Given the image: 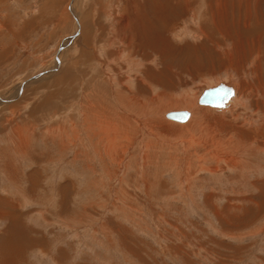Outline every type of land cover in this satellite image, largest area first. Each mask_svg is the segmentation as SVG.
Returning <instances> with one entry per match:
<instances>
[{"label":"rangeland","instance_id":"374dc122","mask_svg":"<svg viewBox=\"0 0 264 264\" xmlns=\"http://www.w3.org/2000/svg\"><path fill=\"white\" fill-rule=\"evenodd\" d=\"M263 112L264 0H0V264H264Z\"/></svg>","mask_w":264,"mask_h":264},{"label":"bare ground","instance_id":"6f19581e","mask_svg":"<svg viewBox=\"0 0 264 264\" xmlns=\"http://www.w3.org/2000/svg\"><path fill=\"white\" fill-rule=\"evenodd\" d=\"M131 13V12H130ZM81 26V25H80ZM258 27V26H257ZM82 30V29H81ZM260 32V31H259ZM81 44V43H80ZM233 46V45H232ZM237 46V45H236ZM236 48V47H235ZM233 49H234V46H233ZM237 51L239 50V49H236ZM229 52V51H228ZM251 54V53H250ZM128 63V62H127ZM130 64V63H129ZM230 64H232V62H230ZM130 66V65H129ZM236 66V65H235ZM233 67V66H232ZM55 68H56V66H55ZM135 69V68H134ZM134 69H132V70H134ZM236 69V68H235ZM50 71L52 72L53 71V69H50ZM237 71V70H236ZM131 73H133V72H131ZM252 73H254V72H252ZM51 74V73H50ZM250 76V75H249ZM233 80V79H232ZM242 80V79H241ZM235 81V80H234ZM99 84V83H98ZM239 84H243L242 82H240L239 81ZM149 85V84H148ZM225 85H227V84H225ZM24 86V85H23ZM218 86V85H217ZM227 86H229V85H227ZM216 87V86H215ZM214 88V87H213ZM22 90V86L20 87V91ZM232 90H234L233 88H232ZM119 91L120 90H118V93H119ZM128 91V90H127ZM126 92V91H125ZM131 92V91H130ZM163 92V91H162ZM117 93V94H118ZM120 95V94H119ZM124 96V95H123ZM128 96V95H127ZM160 96V95H159ZM158 96V97H159ZM235 96V92L233 91V94H232V96L229 98V100L222 106V107H214V108H226L227 107V105L230 103V101L232 100V98ZM116 98H117V96H115ZM98 98V97H97ZM167 98H169V97H167ZM166 98V99H167ZM137 99V98H136ZM182 99H184V101H183V104H187V105H189L190 104V106L189 107H193L195 104H194V101L192 100H189L188 99V97L186 98H182ZM99 100V99H98ZM89 101V100H88ZM93 101V100H92ZM117 101V100H116ZM121 101V100H120ZM175 103L174 104H176V101L175 100H173ZM172 100L171 101H169V102H167V103H172L173 102ZM85 102V101H84ZM87 102V101H86ZM94 102H95V100H94ZM93 102V103H94ZM126 102V101H125ZM179 101H177V103H178ZM245 102V101H244ZM92 103V104H93ZM129 103V102H128ZM134 103V102H133ZM197 103H198V101H197ZM261 103V102H260ZM97 104V103H96ZM118 104H120L119 103V101H118ZM122 104H124L123 103V101H122ZM126 104V103H125ZM125 104H124V106H125ZM240 104V103H239ZM243 104H245V103H243ZM89 105V104H88ZM177 105V104H176ZM198 105H200L199 103H198ZM235 105V104H234ZM95 106V105H94ZM127 106H129V104L127 105ZM131 106V105H130ZM142 106V105H141ZM170 106H172V105H170ZM92 107H93V105H92ZM126 107V106H125ZM188 107V108H189ZM192 107L191 108H189L188 110H192ZM195 107H196V105H195ZM95 108V107H94ZM122 108H123V105H122ZM83 109V108H82ZM194 109V108H193ZM85 110V109H84ZM92 111H93V109H91ZM90 110V111H91ZM152 110V109H151ZM90 111L89 112H87V109L85 110V112H83L84 114L82 115L84 118H85V120H84V122H85V124L86 123H88V118H91V117H89L90 116ZM193 111V110H192ZM174 112H183V111H174ZM187 113H188V117H187V119H186V121H188L189 120V118L191 117V114H189V111H186ZM92 113V112H91ZM122 113H124V112H122ZM195 113V117L194 116H192V119H191V121L189 122L190 124H188L187 126H184V127H181V128H185V129H187L186 127H190L192 124H194L195 123V120H197V118H198V116L200 115V118L202 119V117L205 115V113H207V110H204V109H199V108H197L196 107V110H194V112H193V114ZM264 113V112H263ZM136 115V114H135ZM263 116H264V114H263ZM93 118H94V120H93V125H92V123H91V127L90 128H92V129H97V130H99L98 132H99V134L100 135H102V134H104V136H103V138H102V140L103 141H105V144L106 145H108L109 147L108 148H114V150H115V148H121V144H123V141L126 139V141H128L129 140V136L127 137V133H128V130L126 129V126H122V125H126V120L124 119V118H122V116L120 117L119 116V119H120V121H118L117 120V122L115 123V124H112V120H110V117L109 116H107V115H105V112L102 110V111H100V110H95V113L93 114V116H92ZM194 117V118H193ZM205 117V116H204ZM83 118V119H84ZM92 118V119H93ZM95 118H97L98 120H99V122L98 123H95ZM90 120V119H89ZM147 121H148V119H147ZM147 121L145 122V121H143V122H141L142 124L144 123V124H146L147 125V127H150V126H152V125H150L149 123H147ZM185 122V121H184ZM141 123L139 122V124H140V126H141ZM162 123V122H161ZM183 123V122H182ZM188 123V122H187ZM153 124V123H152ZM159 124H160V122H159ZM163 124V123H162ZM186 124V123H185ZM198 125V124H197ZM81 126V125H80ZM162 126V125H161ZM164 126V125H163ZM122 127V128H121ZM197 126H195L194 127V129L196 128ZM199 127H200V125H199ZM262 127V126H261ZM86 128V127H85ZM155 128H157L158 129V126H157V124H154L153 125V127H150L149 128V131L148 132H151V134L153 133H156V132H154V130H155ZM123 129V130H122ZM193 128H191V130H192ZM200 129V128H199ZM262 129V128H261ZM264 129V128H263ZM262 129V130H263ZM145 130V129H144ZM148 130V129H147ZM161 130V129H160ZM83 131V130H82ZM161 131H163V130H161ZM264 131V130H263ZM187 133H188V130L186 131ZM164 133V132H163ZM261 133H263V134H261V136L262 137H264V132H261ZM99 134H97V135H99ZM129 134V133H128ZM149 134V133H148ZM150 134V135H151ZM257 134H259V133H257ZM99 137V136H98ZM193 137V136H192ZM191 139V138H190ZM101 140V141H102ZM248 140H250V139H248ZM252 140H254V139H252ZM251 140V141H252ZM254 141H252V143H253ZM206 143V142H205ZM220 143V144H219ZM218 144H214V142H212V144H214L215 145V149H214V151H213V153L211 154V155H213V157H215V158H219L220 157V155L221 156H223L220 152H221V150H223V148H227L226 146L225 147H223L222 148V146L223 145H225L224 143H228V142H223L222 140H221V142H219ZM251 143V144H252ZM104 144V145H105ZM255 144V143H254ZM264 144V143H263ZM98 145V144H97ZM119 145V146H118ZM247 145V144H246ZM245 145V146H246ZM94 147V146H93ZM107 148V147H106ZM231 148H233V149H235V148H239V145L237 144L235 147H233V145L230 147V149ZM243 148V147H242ZM249 148V147H248ZM250 148H252L251 150H253V148L254 147H250ZM257 148V147H256ZM98 149V148H97ZM219 150L218 152H216L215 150ZM243 149H246L245 147L243 148ZM243 149H240L241 151L243 150ZM106 150V149H105ZM236 150V149H235ZM247 150H249V149H247ZM247 150H245V151H247ZM262 152H264V150H261ZM114 152V151H113ZM249 152V151H248ZM262 152H261V154H262ZM242 153H244V152H242ZM255 153V152H254ZM258 153H260V152H258ZM110 154V153H109ZM239 154V153H238ZM217 156H219V157H217ZM229 156V155H228ZM227 156V157H228ZM228 159V158H227ZM229 160H231V159H229ZM225 163H227V162H229V161H225V159L223 160ZM237 165V164H236ZM184 177V176H183ZM10 232V231H9ZM7 239V238H6ZM5 239V240H6ZM9 244V243H8ZM10 248V247H9ZM15 249V248H14ZM19 251V250H18ZM18 253V252H17ZM6 256H8V255H6ZM10 257V256H9ZM12 258V257H11ZM9 260V259H8ZM3 261V260H2ZM8 262V261H7ZM9 263H13V262H10L9 261Z\"/></svg>","mask_w":264,"mask_h":264},{"label":"water","instance_id":"95a60500","mask_svg":"<svg viewBox=\"0 0 264 264\" xmlns=\"http://www.w3.org/2000/svg\"><path fill=\"white\" fill-rule=\"evenodd\" d=\"M232 94V87L221 83L214 88L206 89L199 97L198 103L210 107H222ZM166 117L177 122H184L188 117V113L186 111L170 112L167 113Z\"/></svg>","mask_w":264,"mask_h":264}]
</instances>
